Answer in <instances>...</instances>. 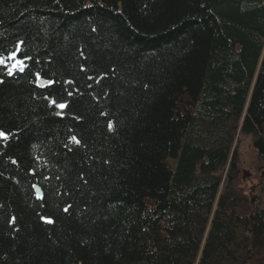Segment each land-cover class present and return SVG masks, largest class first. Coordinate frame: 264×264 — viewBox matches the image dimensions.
Instances as JSON below:
<instances>
[{"label":"trees","instance_id":"obj_1","mask_svg":"<svg viewBox=\"0 0 264 264\" xmlns=\"http://www.w3.org/2000/svg\"><path fill=\"white\" fill-rule=\"evenodd\" d=\"M263 1L0 0V264H264Z\"/></svg>","mask_w":264,"mask_h":264},{"label":"rangeland","instance_id":"obj_2","mask_svg":"<svg viewBox=\"0 0 264 264\" xmlns=\"http://www.w3.org/2000/svg\"><path fill=\"white\" fill-rule=\"evenodd\" d=\"M233 150L239 174V188L243 190L246 196H250L252 201H255L256 189L261 184L263 170L256 160L249 138L239 135L238 130L235 131ZM249 191H251V195Z\"/></svg>","mask_w":264,"mask_h":264},{"label":"snow or ice","instance_id":"obj_3","mask_svg":"<svg viewBox=\"0 0 264 264\" xmlns=\"http://www.w3.org/2000/svg\"><path fill=\"white\" fill-rule=\"evenodd\" d=\"M18 53H19V47H17L16 51L10 53L6 59L4 57L0 56V65L7 66V60L14 61V63L8 69V74L9 75H12L14 71L23 72L24 69H25L24 61L17 58L18 57ZM81 70L83 71L84 69L82 68ZM36 76H37L38 79L40 78L39 73H37ZM89 79H91V77H89ZM49 83H52V82L50 81ZM68 83H71V81H69ZM69 95H71V92H69ZM53 103H55V102L53 101ZM55 106L58 107V108H61V109L66 107V105L62 104V103L61 104H56ZM108 127H109V130H112L113 124H112L111 121H109ZM0 138L7 139L6 133L3 132V131H0ZM71 139H72L73 142H75L77 144L80 143V141L77 140V138L75 136H73ZM67 210L68 209H65V211H67ZM49 222H51V221H49Z\"/></svg>","mask_w":264,"mask_h":264},{"label":"water","instance_id":"obj_4","mask_svg":"<svg viewBox=\"0 0 264 264\" xmlns=\"http://www.w3.org/2000/svg\"><path fill=\"white\" fill-rule=\"evenodd\" d=\"M34 190L37 196H41V192L38 187H35Z\"/></svg>","mask_w":264,"mask_h":264}]
</instances>
